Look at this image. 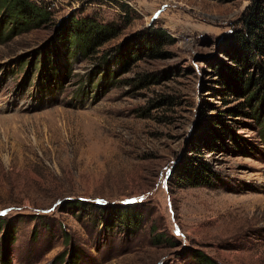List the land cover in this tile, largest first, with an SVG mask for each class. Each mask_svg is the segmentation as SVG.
<instances>
[{"label": "rangeland", "instance_id": "374dc122", "mask_svg": "<svg viewBox=\"0 0 264 264\" xmlns=\"http://www.w3.org/2000/svg\"><path fill=\"white\" fill-rule=\"evenodd\" d=\"M34 1L53 20L8 37L0 10V264H264V98L218 73L264 0ZM72 15L118 33L53 47Z\"/></svg>", "mask_w": 264, "mask_h": 264}, {"label": "trees", "instance_id": "16d2710c", "mask_svg": "<svg viewBox=\"0 0 264 264\" xmlns=\"http://www.w3.org/2000/svg\"><path fill=\"white\" fill-rule=\"evenodd\" d=\"M0 10H3L1 15L7 18L5 23L8 27L5 37L16 34L20 28L25 30L28 27H37L43 21L53 20L51 9L34 0H0ZM246 10L242 16L244 32L236 36L235 41L227 47L233 63L225 64L218 73L225 88L242 96L245 95L246 101L255 105L259 97L264 98V4L254 2ZM67 23L69 26H66L64 22L55 26L54 35L58 43L51 42L52 46L57 47L61 44L70 49L71 43L74 42L84 56L91 55L105 41L118 33L117 28H114L111 23H103L91 17L72 15L67 19ZM150 34L157 39L165 35L162 30H156ZM141 40L132 43V49L135 50H130V45L119 44L121 48H115V59L122 64L128 62L130 58L138 56L141 45L155 50L156 39L151 41L142 38ZM261 121L263 118L260 119ZM222 123L224 124V122L219 124L222 125ZM178 172L180 176L178 178L183 184L199 185L211 182L212 170L202 160L194 164L190 160L182 162L178 166ZM126 210L128 213L129 209ZM132 216L137 215L132 214ZM199 257L204 264H219L206 255L200 254Z\"/></svg>", "mask_w": 264, "mask_h": 264}]
</instances>
